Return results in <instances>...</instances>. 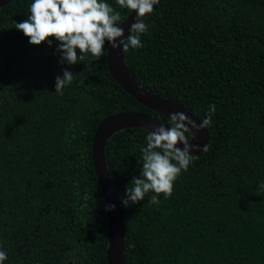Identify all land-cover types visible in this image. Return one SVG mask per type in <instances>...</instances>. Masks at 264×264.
<instances>
[{
	"label": "trees",
	"instance_id": "16d2710c",
	"mask_svg": "<svg viewBox=\"0 0 264 264\" xmlns=\"http://www.w3.org/2000/svg\"><path fill=\"white\" fill-rule=\"evenodd\" d=\"M30 0L0 7V245L5 264H108L109 218L92 160L96 129L120 111L158 114L111 76L104 55L61 73L49 47L12 21ZM114 3V0H110ZM123 10L122 14H126ZM144 47L125 61L145 86L201 118L216 105L207 151L154 208L123 199L144 129L107 144L125 214L126 264H264V0H162ZM116 81V82H115ZM155 114H154V113ZM126 208V209H125ZM127 249V251H126ZM127 257V258H126Z\"/></svg>",
	"mask_w": 264,
	"mask_h": 264
},
{
	"label": "clouds",
	"instance_id": "9594fccd",
	"mask_svg": "<svg viewBox=\"0 0 264 264\" xmlns=\"http://www.w3.org/2000/svg\"><path fill=\"white\" fill-rule=\"evenodd\" d=\"M160 0H30L26 18L12 21V25L28 38V43L55 45L53 54L57 63L67 65L54 77V92L64 94V89L75 79L72 65L82 62L86 54L93 61L104 55L105 45L122 50L144 47L142 37L148 33V16L159 6ZM155 6V7H154ZM127 10L126 14H122ZM135 10L127 36L120 25ZM119 38V39H117ZM216 105L209 104L202 119H193L186 111L167 114V123L144 126V143L139 147L138 172L124 187L123 199L136 204L144 201L154 208L161 205L174 191L175 182L198 158L197 153L207 151L206 145L192 143L197 132L208 129ZM264 189V181L259 182ZM121 199V198H120ZM116 208L114 202L104 204L105 211ZM9 260L8 249L0 245V264Z\"/></svg>",
	"mask_w": 264,
	"mask_h": 264
},
{
	"label": "water",
	"instance_id": "95a60500",
	"mask_svg": "<svg viewBox=\"0 0 264 264\" xmlns=\"http://www.w3.org/2000/svg\"><path fill=\"white\" fill-rule=\"evenodd\" d=\"M12 1L14 0H0V7L9 4ZM161 1L162 0H160V3ZM134 15L135 10H133V13L120 25L125 30V36L128 34L130 24L132 23V16ZM107 65L111 76L125 91L156 113L168 117V113L180 110L186 111L187 114L192 116L193 119L197 120L198 123L199 119H202L187 106L161 95L160 93L138 81L132 75L128 65L126 64L125 52L122 50V45L116 49H113L110 45H108ZM160 122L166 123L159 117L147 112L120 111L106 116L96 129L92 145V160L97 181L103 192L105 203L114 202L116 204V208L114 210L107 211L109 218L107 249L108 264H126V236L124 207L122 205V200L120 199L121 197L118 193L117 186L108 164L107 144L115 133L123 129H144V126L152 129L153 125L159 124ZM209 142V129H202L201 131L197 132L195 139L192 141V143L199 144L201 147L203 145L208 147ZM201 152H203V150L197 154H200Z\"/></svg>",
	"mask_w": 264,
	"mask_h": 264
},
{
	"label": "bare ground",
	"instance_id": "6f19581e",
	"mask_svg": "<svg viewBox=\"0 0 264 264\" xmlns=\"http://www.w3.org/2000/svg\"><path fill=\"white\" fill-rule=\"evenodd\" d=\"M116 82V81H115ZM147 107V106H146ZM154 113V112H153ZM155 114V113H154ZM126 209V208H125ZM126 251H127V249H126ZM127 258V257H126Z\"/></svg>",
	"mask_w": 264,
	"mask_h": 264
}]
</instances>
